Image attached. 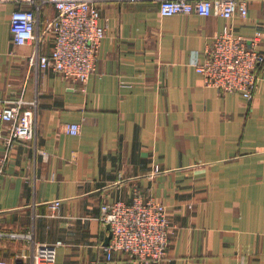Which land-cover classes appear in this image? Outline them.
<instances>
[{
  "label": "crops",
  "instance_id": "obj_1",
  "mask_svg": "<svg viewBox=\"0 0 264 264\" xmlns=\"http://www.w3.org/2000/svg\"><path fill=\"white\" fill-rule=\"evenodd\" d=\"M159 1L98 0L106 36L87 84L36 73L33 47L11 34L12 13L30 6L0 4V108L23 99L38 111L36 142L8 144L4 130L0 143V260L30 252L7 235L34 232L37 243H61L57 264H141L107 260L101 221L104 205L139 194L168 212L159 264H264V66L251 101L206 87L195 70L228 27L261 32L264 52V0L232 20L163 17ZM51 49L48 38L41 53Z\"/></svg>",
  "mask_w": 264,
  "mask_h": 264
},
{
  "label": "built area",
  "instance_id": "obj_2",
  "mask_svg": "<svg viewBox=\"0 0 264 264\" xmlns=\"http://www.w3.org/2000/svg\"><path fill=\"white\" fill-rule=\"evenodd\" d=\"M251 0H160L163 17L197 15L203 18L220 16L232 20L246 19ZM98 0H0V4H26L28 9H16L11 16L13 43L18 47L32 46L30 66L36 73L52 71L68 82L87 84L96 64L106 30L100 27ZM51 6L56 15L42 19L43 8ZM50 38L52 49L44 55L41 49ZM263 34L238 36L225 28L206 50L205 60L195 63V70L203 77L206 87L224 94H239L253 99L264 52L260 50ZM28 105V106H27ZM37 101L9 99L0 108V143L9 133L8 144L15 141L36 142L38 138ZM69 135L77 136L80 125L66 127ZM60 202L51 207L56 210ZM101 221L110 226L112 239L103 247L107 260L121 253L141 264H159L167 256L171 224L166 207L154 200L145 201L135 195L132 204L117 202L102 207ZM24 239L30 252L17 255L13 262L0 264H57V248L61 243H37L34 232L9 234Z\"/></svg>",
  "mask_w": 264,
  "mask_h": 264
},
{
  "label": "water",
  "instance_id": "obj_3",
  "mask_svg": "<svg viewBox=\"0 0 264 264\" xmlns=\"http://www.w3.org/2000/svg\"><path fill=\"white\" fill-rule=\"evenodd\" d=\"M107 232H108V237H107V239H106V246H108L109 244H110V242H111V239H112V233H111V231H110V226L109 225H107Z\"/></svg>",
  "mask_w": 264,
  "mask_h": 264
}]
</instances>
